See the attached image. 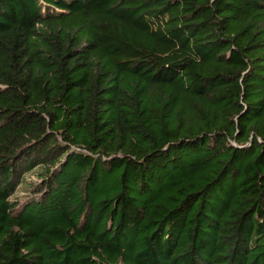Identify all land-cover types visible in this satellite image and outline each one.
<instances>
[{"label": "trees", "instance_id": "obj_1", "mask_svg": "<svg viewBox=\"0 0 264 264\" xmlns=\"http://www.w3.org/2000/svg\"><path fill=\"white\" fill-rule=\"evenodd\" d=\"M0 264H264V0H0Z\"/></svg>", "mask_w": 264, "mask_h": 264}]
</instances>
